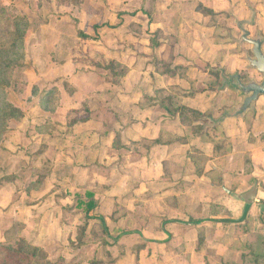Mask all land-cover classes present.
Listing matches in <instances>:
<instances>
[{"label":"rangeland","instance_id":"rangeland-1","mask_svg":"<svg viewBox=\"0 0 264 264\" xmlns=\"http://www.w3.org/2000/svg\"><path fill=\"white\" fill-rule=\"evenodd\" d=\"M0 5L10 17L28 19L24 45L12 53L0 50V112L11 105L25 115L22 120H11L8 132L0 135V189L12 187L7 196L10 202L15 198L25 199L24 206L43 202L41 213L47 214L25 226L8 216L9 208L1 211L0 247L12 251L27 243L43 250L52 264H171V255L187 238L194 240L200 263L185 264H224L208 254L204 225H194L219 213L220 196L211 199L206 212L191 206L192 196L182 194L181 181L172 180L167 161L162 178L178 183L173 194L162 195L173 186L164 191L144 187L147 181L140 169L144 166L133 164H141L145 157L150 160L152 148L159 145L152 143L160 138L140 136L129 141L122 134L133 125L135 134H141L151 120L158 129L160 119L167 118L171 130H162V140L169 145L188 142L192 132L186 121L192 122L195 116L172 114L159 102L173 103L175 110L197 95L212 99L213 108L200 123L206 121L204 128L214 133L217 119L232 114L244 101L236 77L243 84L263 81V75L248 62L252 46L240 40L243 28L252 39L264 42V0H0ZM9 62L15 67L7 68ZM70 74L73 82L63 77ZM46 91L51 92L48 98ZM63 93L78 100L64 101ZM76 104L85 107L69 112ZM81 116L97 120L88 126V133L97 132L105 139L108 134L113 142L103 146L109 157L103 159L105 163L86 160L79 172L76 161L83 150L78 140H71L77 149L70 158L75 163L71 178L64 155L70 143L65 135L74 128L68 124ZM175 120L180 126L174 125ZM45 123L48 126L38 130ZM190 153L192 147L187 159L200 178L206 155L201 152L202 156L192 157ZM9 176L16 179L1 180ZM84 177L91 180L84 182ZM88 193L98 201L94 215L105 218L108 234L98 220L89 221L83 230L86 217L84 209L77 208V200H85ZM169 221L180 227L190 221L194 231L173 232L163 250L144 239L145 232L146 236L159 233ZM125 231H139L144 237L116 240ZM250 239L251 246L256 245ZM174 245H178L175 250ZM244 251H236L240 253L237 264H250Z\"/></svg>","mask_w":264,"mask_h":264},{"label":"crops","instance_id":"crops-1","mask_svg":"<svg viewBox=\"0 0 264 264\" xmlns=\"http://www.w3.org/2000/svg\"><path fill=\"white\" fill-rule=\"evenodd\" d=\"M138 18L140 17L138 16ZM54 69L56 71L57 68L55 67ZM63 77L70 79L72 82L74 81L71 74L64 75ZM78 94H80V91L76 96H78ZM76 96H68L63 93L64 101L68 98L70 102H74V100L76 102L78 100ZM204 97L205 96L197 95L194 99L183 102V106L202 114L208 113L211 111V108H213V103L212 99L207 100L204 99ZM84 107L85 105L79 108L76 104L69 108V112L76 111L77 113ZM87 108L90 107L87 106ZM147 114H151V112ZM230 115L231 114H225L217 119L215 124H213V126H216V130L214 133H212L211 130L208 131L209 136H206L207 140H203L200 134L196 136L191 134V140H188V142L185 141L182 142V144L175 143L169 145V142L163 139V144L152 148L149 156L150 160L145 157L143 160L144 163H134L133 166H144L140 169H142L144 180L147 181L144 183V187H148L149 190L156 191L158 189L164 191L167 190L169 186H173L172 189L162 194L166 197L167 195L173 194V188L178 184H170L162 178V166L163 163L167 161L171 168L172 180L175 182L181 181L180 186L183 191L182 194L192 196L189 198L190 205L193 207H203L205 212L208 210L207 208L210 207L211 199L220 196L218 199L219 206L221 207L219 213L211 217H204L203 220L194 223V225H204L207 232V252L211 255L212 259L219 263L237 264L240 262V253H236V251L245 250L248 243V232L246 230L250 229L254 232H258L264 240V96L259 97L254 103L253 108L244 115L240 117H230ZM165 116H167V114H165ZM166 119L167 118L160 119L158 129L151 120L147 123L148 126H142L141 134H135L134 130H137V127L133 125L132 128L124 131L122 135L127 136L129 141L138 140L137 138L140 136L149 140L161 138L163 134L162 130L167 132L171 130L167 128L170 122ZM210 120L211 119H208L207 121L210 122ZM94 121L97 120L81 116L79 119H74L68 124L69 126H74L73 130L71 129L69 133L65 135L67 142L70 143V145L66 144L65 148L69 150H67L64 155L67 154L66 156L68 157V174H70L69 177L71 178L75 173V163L73 159L70 158L71 156L73 158L74 152L77 150L72 146L71 140H78L79 149L85 150L84 153L83 151L78 153L79 160L76 162H78L80 166L79 172L83 171L86 160H90L91 164H96V162L99 161L104 162V158L109 159V157H106L107 154L104 153L105 149L103 146L106 142L108 146H111L113 137L111 139V136L107 134L109 138L105 139L104 137L100 138L97 132L94 135L92 132L88 133V126ZM173 123L175 126H180L179 120H175ZM205 123L206 121L203 122L202 125L206 126ZM176 130L177 129H175V131ZM127 143L128 141L126 142L125 140V144ZM51 144H53V142H51ZM190 147H192V150L200 153L202 152L206 155L205 158L207 161L203 165L204 175L200 178L194 175L195 173L192 165L189 159H187ZM55 150H58V147H56ZM196 152L190 154L195 156ZM112 160L115 159L112 158L111 161ZM111 161H108V164H110ZM69 162L71 163L70 165ZM90 168L93 169V165ZM95 169H98V167L96 166ZM97 175L95 177L99 178ZM205 175H208V177ZM89 178L90 177H84L81 180L87 182L91 180ZM70 182L71 181H69V183ZM254 185H257V196L252 205L238 202L226 192L227 190L230 191L231 194L241 195L250 191ZM10 188L12 187L7 186L0 189V213L9 208L6 210L8 216L17 218V220L22 221L25 226H27V224L30 225V223L34 224L35 221L33 220L36 216L40 217L41 214L47 215L46 211H44L45 213H41L43 210V207H41L43 202L39 204L30 202V206H24V202L26 203L27 201L23 198H21V200L15 198L12 202L7 200V196L11 193ZM12 194L15 195V193ZM223 195H225V197H221ZM53 202L54 205H56L54 199ZM12 210L14 211L12 212ZM164 224L166 225L164 228L161 226V231L159 233L149 232V235L146 236L145 232V237L147 238L139 231H125L118 235L116 240L122 237L139 235L141 238L143 236L150 244L161 245L159 248L163 250L162 246L170 242L173 232L175 233L179 229H183L185 232L194 231L190 221H184V223H181V227L178 224H174L173 221ZM237 227L240 228L237 230ZM189 242L190 239L185 238L184 246L178 247V245H174V250L178 247V252L171 255V262L169 263H200V256H198V254L196 255L195 252L196 247L194 246V240ZM236 243L239 244V246H237ZM188 255H190L191 258L186 259Z\"/></svg>","mask_w":264,"mask_h":264},{"label":"trees","instance_id":"trees-1","mask_svg":"<svg viewBox=\"0 0 264 264\" xmlns=\"http://www.w3.org/2000/svg\"><path fill=\"white\" fill-rule=\"evenodd\" d=\"M27 26H28L27 17H16V16L10 17L6 12L5 7L0 5V50L4 51L5 53H9V52L12 53L14 52L12 50H15L18 47L23 46L27 37V31L25 30ZM79 35L84 39H90L89 36L83 33H79ZM153 42L156 41L153 40ZM155 46H159V43H155ZM12 64L13 63L11 62L7 63V68L12 69V67H15ZM162 65L165 68H168L165 64L162 63ZM23 66L24 65L21 63L20 67ZM50 94L51 92L46 91L44 93V97L48 98ZM170 104L171 105H167L164 102H159V105L162 108H165L167 111L168 110L171 111L172 114H177V112H179L183 116L187 117L190 115L189 113L191 112L195 116V119H193L192 122L186 121V123L191 126L192 134L195 136L200 134L202 138H206V136H209L208 131H206L204 126L200 123L201 122L200 118L204 117L202 113L195 110H190L189 108L183 105L173 110L172 106H174V104L173 103ZM143 109H146V107H144ZM24 117L25 115L19 109L12 107L11 105H7L5 107V110L3 112L2 111L0 112V135L2 133L8 132V125L11 120L14 119L19 121L22 120ZM186 123L184 122L185 125H187ZM47 124L48 123L43 124L38 130H42ZM215 130L213 132H215ZM152 144L153 145L163 144V140L162 138L157 139ZM192 152L195 153L196 151L192 150ZM196 155L202 156V153L197 151ZM192 157L194 156L192 155ZM205 161H207V159H205V157L203 156L202 158V162H204L203 165L205 164ZM199 170H200L199 172L200 175L203 174L202 173L203 168H199ZM15 179L13 176L1 178V180H5V181L6 180L12 181ZM97 207H98V201L96 200L95 195L93 193H88L86 195L85 200L78 198L77 208H83L86 217V225L83 230L87 229L89 221L98 220L101 223L103 231L106 234H108L109 228L107 226L105 218L94 215V211L96 210ZM246 231L248 232L247 233L248 244L245 249L246 253L244 254L246 255L247 260L250 261V264H264L263 238L260 236L258 232H254L250 229ZM251 237H253L256 241V245L254 246H251L252 245L251 242L253 240L250 239ZM0 252L3 255V257L0 260V264H52L48 260V257L43 250H41L39 247L32 246L27 243H23L17 249H13L12 251L5 250L0 247Z\"/></svg>","mask_w":264,"mask_h":264},{"label":"water","instance_id":"water-1","mask_svg":"<svg viewBox=\"0 0 264 264\" xmlns=\"http://www.w3.org/2000/svg\"><path fill=\"white\" fill-rule=\"evenodd\" d=\"M242 31L243 35L241 37L240 43H246L252 46L253 57L248 58L249 65L252 69L257 70L263 75V81L260 84L255 81H251L248 84H243L240 80V77H236L238 89L245 96V99L243 103L234 110L230 117H240L244 115L253 108L254 103L259 99V97L264 96V42L261 38L252 39L250 37V33L243 28ZM226 192L230 194L236 201L246 205H252L256 200L257 185H254L250 191L241 195L231 194V192L227 190Z\"/></svg>","mask_w":264,"mask_h":264}]
</instances>
